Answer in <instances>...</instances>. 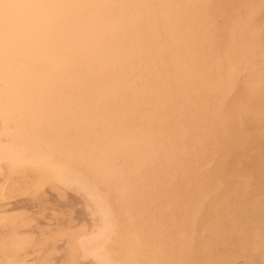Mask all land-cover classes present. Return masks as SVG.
Masks as SVG:
<instances>
[{
    "label": "bare ground",
    "instance_id": "bare-ground-1",
    "mask_svg": "<svg viewBox=\"0 0 264 264\" xmlns=\"http://www.w3.org/2000/svg\"><path fill=\"white\" fill-rule=\"evenodd\" d=\"M69 2L128 6L101 12L110 18L107 28L114 31L117 53L135 58L131 86L112 87L110 78L84 83L90 92L102 93L99 113L107 117L108 130L145 144L123 181L126 227L114 237L116 246L137 250L142 259L183 264H264L261 0ZM221 57L237 68L223 80ZM119 72L113 66L108 76ZM45 164L51 171L58 161L49 158ZM49 171L0 174V240L5 217L19 221L21 239L35 235L22 229L24 218L40 207L34 190L42 185L49 202L59 201L58 210L82 230L77 242L88 249L93 240L87 225L103 213L104 192L87 177L83 190L54 188ZM99 185L104 186L102 179ZM52 251L37 236L19 258L22 264H40Z\"/></svg>",
    "mask_w": 264,
    "mask_h": 264
},
{
    "label": "snow or ice",
    "instance_id": "snow-or-ice-1",
    "mask_svg": "<svg viewBox=\"0 0 264 264\" xmlns=\"http://www.w3.org/2000/svg\"><path fill=\"white\" fill-rule=\"evenodd\" d=\"M125 7L69 0H0V174L49 171L45 160L54 158L58 164L49 171L54 188L83 190L87 177L104 192V211L86 229L93 243L84 249L77 242L82 230L58 210L59 201L49 202L47 187L37 185L34 196L40 207L24 218L27 223L22 229L35 235L21 239L16 235L19 221L5 217L0 264H22L21 253L37 236L53 249L40 264H183L142 259L137 250L124 252L114 242L126 227L120 199L127 190L123 181L145 144L109 131L107 117L99 113L102 93L90 92L84 83L110 78L112 87L131 86L128 74L135 68V58L117 53L114 31L107 28L110 18L101 12ZM113 66L120 72L109 77ZM236 72L230 60L221 57L220 79ZM260 241L264 253V231ZM57 255L67 258L58 261Z\"/></svg>",
    "mask_w": 264,
    "mask_h": 264
}]
</instances>
